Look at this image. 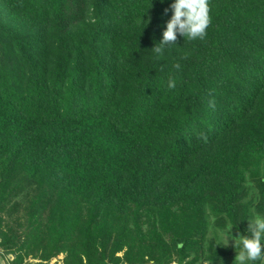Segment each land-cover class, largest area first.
Segmentation results:
<instances>
[{"label": "trees", "instance_id": "trees-1", "mask_svg": "<svg viewBox=\"0 0 264 264\" xmlns=\"http://www.w3.org/2000/svg\"><path fill=\"white\" fill-rule=\"evenodd\" d=\"M170 3L0 0L10 264L215 263L264 213V0H208L206 35L156 57Z\"/></svg>", "mask_w": 264, "mask_h": 264}, {"label": "clouds", "instance_id": "clouds-1", "mask_svg": "<svg viewBox=\"0 0 264 264\" xmlns=\"http://www.w3.org/2000/svg\"><path fill=\"white\" fill-rule=\"evenodd\" d=\"M169 9L171 15L166 21L162 36L151 48L156 57L163 56L171 45L176 44L178 35L183 40L185 37L188 40L202 39L210 22L208 0H171L164 12L167 13ZM174 67L179 68V64ZM167 87H175L172 78L168 79ZM244 220L247 221L244 234L237 231L234 235L232 229L237 223H228L218 233L220 242L216 243L214 239V243L227 246L231 240L234 248L239 247L234 258L235 264H254L264 259V213H257Z\"/></svg>", "mask_w": 264, "mask_h": 264}, {"label": "rangeland", "instance_id": "rangeland-1", "mask_svg": "<svg viewBox=\"0 0 264 264\" xmlns=\"http://www.w3.org/2000/svg\"><path fill=\"white\" fill-rule=\"evenodd\" d=\"M255 192V190H253ZM14 201H19V203H23L24 199L23 197L19 196V197H15V199H13ZM23 214H24V211L22 208H17L15 209V211L11 214V215H5V214H2L1 216L4 217V220H5V223H6V226H11L13 227V229L16 231V232H22L24 230V226H21L19 225V222H23ZM233 231V234L235 235L237 233V231L235 229H232ZM219 233V231H218ZM213 231L211 230L210 231V235L208 236V238H213ZM214 239H215V242L218 243L220 242V237L218 235V238H213L212 240L208 241L206 244H205V250L209 249V242L213 241L214 242ZM226 243V242H225ZM215 244V243H214ZM216 247H220L219 249L221 248H224V249H228L229 250V254L227 253L226 256L228 257H225V258H222V259H219L218 261H216L215 263H211V262H208V261H205V259L203 260H199L195 263H192V264H235V261H234V258H235V255H236V252L239 251V247H233V242L231 240H229V243L227 246L223 245V244H215V248ZM206 254H209V251H207ZM0 256H1V259L5 261L6 264H10V261H12L14 259V255L13 254H10V253H6V251L3 250L2 247H0ZM118 256L122 257L123 256V253H119ZM205 256H208V255H205ZM64 257L65 255L64 254H60L58 255L57 257H54L52 258L49 262H47V264H64L63 260H64ZM190 259H187L186 262L187 264H190L188 263ZM36 260L32 259V258H27L26 259V262H35ZM121 264H125V263H121ZM148 264H151V263H148ZM167 264H182L177 258H174L173 261H171L170 263H167ZM261 264H264V259H262V262Z\"/></svg>", "mask_w": 264, "mask_h": 264}, {"label": "crops", "instance_id": "crops-1", "mask_svg": "<svg viewBox=\"0 0 264 264\" xmlns=\"http://www.w3.org/2000/svg\"><path fill=\"white\" fill-rule=\"evenodd\" d=\"M0 264H6L5 261L1 259V256H0Z\"/></svg>", "mask_w": 264, "mask_h": 264}]
</instances>
